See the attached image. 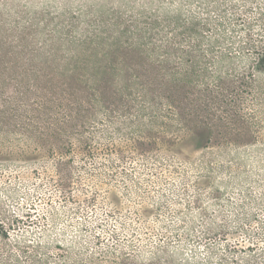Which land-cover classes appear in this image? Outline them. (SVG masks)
Here are the masks:
<instances>
[{
    "label": "rangeland",
    "instance_id": "374dc122",
    "mask_svg": "<svg viewBox=\"0 0 264 264\" xmlns=\"http://www.w3.org/2000/svg\"><path fill=\"white\" fill-rule=\"evenodd\" d=\"M261 47L264 0H0V264H264Z\"/></svg>",
    "mask_w": 264,
    "mask_h": 264
},
{
    "label": "trees",
    "instance_id": "16d2710c",
    "mask_svg": "<svg viewBox=\"0 0 264 264\" xmlns=\"http://www.w3.org/2000/svg\"><path fill=\"white\" fill-rule=\"evenodd\" d=\"M262 48V47H261ZM257 60H258V64L264 67V48H262L261 50H258L257 52ZM82 150L89 153L90 155H94V153L96 152L95 148L93 147V144L89 143L88 141H84L83 142V146Z\"/></svg>",
    "mask_w": 264,
    "mask_h": 264
}]
</instances>
